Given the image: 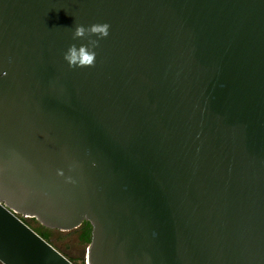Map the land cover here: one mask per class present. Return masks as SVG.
Here are the masks:
<instances>
[{"label":"water","instance_id":"water-1","mask_svg":"<svg viewBox=\"0 0 264 264\" xmlns=\"http://www.w3.org/2000/svg\"><path fill=\"white\" fill-rule=\"evenodd\" d=\"M5 71L0 264H264V0H0Z\"/></svg>","mask_w":264,"mask_h":264},{"label":"clouds","instance_id":"clouds-1","mask_svg":"<svg viewBox=\"0 0 264 264\" xmlns=\"http://www.w3.org/2000/svg\"><path fill=\"white\" fill-rule=\"evenodd\" d=\"M111 25L108 23L92 24L88 27L77 25L73 32V40H87V44L77 46L72 44L64 53L63 59L67 63L68 68L75 70L77 68L95 67L97 60L96 49L100 46V41L109 37ZM95 37V39H93ZM8 73L5 71L0 73V78H7ZM64 176L61 171L58 173ZM68 182L72 183V178L68 177Z\"/></svg>","mask_w":264,"mask_h":264},{"label":"trees","instance_id":"trees-1","mask_svg":"<svg viewBox=\"0 0 264 264\" xmlns=\"http://www.w3.org/2000/svg\"><path fill=\"white\" fill-rule=\"evenodd\" d=\"M35 221V220H33ZM26 225L35 232L39 237H41L45 242L50 244L56 250H58L63 256L69 259L73 264H78L80 260H75L67 257L63 249H61V245L65 240H69L70 238H74L77 244L82 248L85 249L90 245L91 242V226L85 222L83 223L77 230L69 232V233H62V232H51L45 230L43 227H40L41 230L35 228L29 221H25ZM45 232V233H44Z\"/></svg>","mask_w":264,"mask_h":264},{"label":"rangeland","instance_id":"rangeland-1","mask_svg":"<svg viewBox=\"0 0 264 264\" xmlns=\"http://www.w3.org/2000/svg\"><path fill=\"white\" fill-rule=\"evenodd\" d=\"M61 249H63L64 254L71 258V259H75V260H80L78 261V264H85L84 258L82 260V252L84 249H82L77 242L75 241L74 238H70L69 240H65L61 247Z\"/></svg>","mask_w":264,"mask_h":264},{"label":"flooded vegetation","instance_id":"flooded-vegetation-1","mask_svg":"<svg viewBox=\"0 0 264 264\" xmlns=\"http://www.w3.org/2000/svg\"><path fill=\"white\" fill-rule=\"evenodd\" d=\"M29 223L32 224L35 228H37L38 230H41L40 227H42L40 224H38L36 221H33V220H29ZM45 229V228H44ZM47 230V229H45ZM49 231V230H47ZM51 232H54V231H51ZM45 233V232H44Z\"/></svg>","mask_w":264,"mask_h":264}]
</instances>
